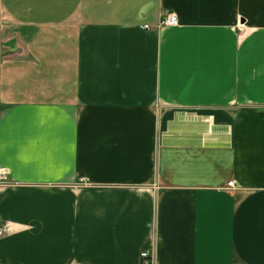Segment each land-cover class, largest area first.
Returning a JSON list of instances; mask_svg holds the SVG:
<instances>
[{"label": "crops", "instance_id": "1", "mask_svg": "<svg viewBox=\"0 0 264 264\" xmlns=\"http://www.w3.org/2000/svg\"><path fill=\"white\" fill-rule=\"evenodd\" d=\"M98 1L0 0V264H264V0Z\"/></svg>", "mask_w": 264, "mask_h": 264}, {"label": "built area", "instance_id": "2", "mask_svg": "<svg viewBox=\"0 0 264 264\" xmlns=\"http://www.w3.org/2000/svg\"><path fill=\"white\" fill-rule=\"evenodd\" d=\"M179 23L178 17L174 13H169L165 16L160 22L156 25V29L161 28H168V27H175ZM145 29L150 30L152 29L151 26H144ZM10 181V173L7 169L0 167V185L2 184H9ZM234 184L233 181L228 183L229 187H232ZM3 234V230L0 229V235ZM141 259L143 264H155L156 263V256L155 253L152 251H144L141 253Z\"/></svg>", "mask_w": 264, "mask_h": 264}, {"label": "rangeland", "instance_id": "3", "mask_svg": "<svg viewBox=\"0 0 264 264\" xmlns=\"http://www.w3.org/2000/svg\"><path fill=\"white\" fill-rule=\"evenodd\" d=\"M81 1H83L84 2V0H78V3L79 2H81ZM98 2H100V0L98 1ZM69 8H71V7H69ZM82 10H84V7H80ZM85 12H83V14H84Z\"/></svg>", "mask_w": 264, "mask_h": 264}]
</instances>
